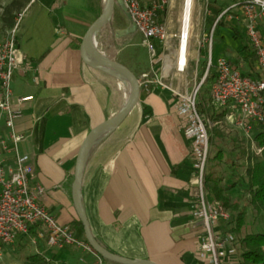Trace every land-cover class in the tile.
Segmentation results:
<instances>
[{
  "label": "crops",
  "instance_id": "crops-1",
  "mask_svg": "<svg viewBox=\"0 0 264 264\" xmlns=\"http://www.w3.org/2000/svg\"><path fill=\"white\" fill-rule=\"evenodd\" d=\"M104 1L8 0L0 7L7 8L2 25L5 31L0 40L14 25L17 12L25 11L18 33L19 66L13 76L11 93V102L21 108L22 115L16 119L14 129L7 126L6 113L0 111V147L2 141L8 143V148L2 151L6 176L17 155L28 156L34 168L30 185L44 189L39 202L84 241L72 198L77 155L89 131L120 112L131 93L123 77L114 70L94 67L81 50L83 36L102 13ZM141 1L144 6L154 3V0ZM233 1L196 0L194 15L200 28L194 40L192 33L184 72L176 69L174 35L178 32L175 26L181 19L182 5L174 0L157 12V21L168 28L171 36L165 47L155 40V57L150 55L138 31L124 33L130 21L119 7L97 35L98 47L105 54L127 65L139 78L149 74V83L142 85L135 109L119 126L104 131L94 140L82 180L84 206L92 232L116 254L151 259L159 264H209L200 250L206 230L197 215L193 143L186 135L184 120L178 115L176 92L189 93L191 83L198 78L199 66L206 65L207 58L201 59V54L207 43H200L213 28L214 37L218 31L222 38L230 39L221 48L218 60H229L248 76L259 75L242 10H232L215 26L219 14ZM258 28L264 34V20ZM193 44L196 49L191 48ZM224 107L228 113L214 124L222 133L231 132L233 146L229 148L218 141L214 147H222L226 152L220 166L223 184L238 181L230 189L232 196L231 192L247 181L248 159L242 152L260 154L262 148L253 140L254 149L243 147V141L249 142L253 137L237 126L236 121L241 118L239 109L232 104ZM12 131L22 137L16 146L10 138ZM257 131L255 128L252 135ZM211 200L209 196L210 204ZM226 222L218 220L214 224L218 238L225 239ZM47 236L43 226L35 225L29 234L8 245L23 251L34 248L35 253L24 258L26 264H69V261L120 264L103 260L95 251L83 247H50ZM231 246V242L225 243L223 264H240L237 250L229 254ZM12 253L23 256L17 250Z\"/></svg>",
  "mask_w": 264,
  "mask_h": 264
},
{
  "label": "built area",
  "instance_id": "built-area-1",
  "mask_svg": "<svg viewBox=\"0 0 264 264\" xmlns=\"http://www.w3.org/2000/svg\"><path fill=\"white\" fill-rule=\"evenodd\" d=\"M123 1L132 14L150 55L155 57L157 54L155 40L165 47L171 36L168 28L157 21L158 10L164 8L169 0H154V3L149 6H144L141 0ZM236 9H241L244 15L246 34L256 55L260 78L255 79L246 75L225 58H220L216 65L213 64L211 56L215 32L213 28L200 43L201 45L207 43L210 47L206 62L207 70L203 78L200 82H195L191 93L176 92L177 112L184 120L186 135L193 143L199 190L197 215L203 220L206 230V239L202 242L200 250L209 264H223L225 243L230 242L227 239L218 238L214 230V224L218 220L230 219V212L219 202L210 204L204 190V173L210 144L205 123L197 110V95L211 66H215L217 72L216 80L211 88L213 103L218 106L228 104L236 106L241 113V118L236 121L237 126L242 128L247 135H252L255 128L264 129V34L258 28L260 22L264 20V0H234L219 14L215 26L224 16ZM24 14L25 11L17 12L14 25L0 40V111L6 113V124L11 129H14L16 119L22 115L21 108L12 104L11 93L13 76L19 66L18 33ZM191 19L192 12L187 19L185 17L184 4L182 26L179 33L174 35L178 39L176 69L180 72H184L188 66L192 39ZM140 81L141 85L148 84L149 74H143ZM26 99L30 97L22 100ZM10 138L15 146L22 139L14 131ZM6 148H8V143L2 141L0 147V245L12 244L19 237L29 234L33 226L41 225L48 233L47 244L50 247L74 245L92 250L88 243L76 237L70 226L59 223L56 217L39 202V196L44 189L41 186H36L34 189L30 185V177L34 168L29 163L28 156L17 155L15 165L9 166V176H6L5 160L2 157V151ZM261 151L262 149H259V152ZM230 240H233L232 235H230ZM228 252L234 254L235 247L232 245Z\"/></svg>",
  "mask_w": 264,
  "mask_h": 264
},
{
  "label": "trees",
  "instance_id": "trees-1",
  "mask_svg": "<svg viewBox=\"0 0 264 264\" xmlns=\"http://www.w3.org/2000/svg\"><path fill=\"white\" fill-rule=\"evenodd\" d=\"M206 70V65L199 66V72L201 73L198 75V82L201 81ZM259 76L253 78H260ZM216 77L217 72L211 66L197 95V110L205 123L210 144L204 173V190L207 201H209L210 196L212 202L221 203L229 211L233 207L230 189L235 187L238 181L231 180L229 184H223L224 174L220 170V166L225 160L226 152L222 147H215V152L211 151V143H213L214 137L219 134V138H222L223 133L218 129V134H216V125L211 127L208 122L209 119L217 123L228 113V109L224 106L213 103L211 88ZM253 141L258 148H262V151L260 154L242 152V156L248 159V165L246 166L247 181L244 182V186L248 195L249 206L255 213L254 224L257 225L256 228L258 227L261 230H247L249 217L247 208L239 211L236 216L230 214V219L225 223L226 231L224 232V238L230 241L237 250L240 264H264V129H260L255 133ZM213 145L215 146V142ZM235 169L232 171H235ZM198 193L199 190H197V196ZM78 224L81 226L80 221ZM230 235L233 236V240H230ZM85 242L87 243L86 240Z\"/></svg>",
  "mask_w": 264,
  "mask_h": 264
},
{
  "label": "water",
  "instance_id": "water-1",
  "mask_svg": "<svg viewBox=\"0 0 264 264\" xmlns=\"http://www.w3.org/2000/svg\"><path fill=\"white\" fill-rule=\"evenodd\" d=\"M121 8L130 21V26L124 33H134L138 31L137 24L133 19L123 0H105L102 13L87 29L81 43V50L85 59L96 68H108L124 75L131 82L133 87L132 96L126 106L117 114L106 118L94 126L84 138L77 155L74 168V179L72 183V198L79 220L81 222L85 239L91 248L102 258L120 264H159L151 259H131L116 254L104 246L92 232L90 221L84 206L82 195V180L86 165V160L90 147L94 140L104 131L119 126L124 119L135 109L140 102L142 85L140 78L124 63L108 56L97 44V35L104 25L113 17L116 8Z\"/></svg>",
  "mask_w": 264,
  "mask_h": 264
},
{
  "label": "rangeland",
  "instance_id": "rangeland-1",
  "mask_svg": "<svg viewBox=\"0 0 264 264\" xmlns=\"http://www.w3.org/2000/svg\"><path fill=\"white\" fill-rule=\"evenodd\" d=\"M7 1L8 0H0V7L3 6L2 2H4V4H6ZM195 2H196V0H193L192 19H191V28H192V33H193V40L197 38L196 37V32L198 31V28H200L198 17L195 16L196 14L194 15ZM174 3L175 4L180 3L182 5V7L180 9V14H179V16L181 15V19H180V21H176V26H175L176 28H178V32L177 33H179V30H180V28L182 26V17H183L185 0H174ZM174 3H173V5H175ZM6 11H7V8H5L3 10L0 8V37L3 35V32L5 31V28H3L2 25L4 23L5 18L7 17ZM174 12H175V9L173 10V13ZM116 14H118V13H116ZM193 28H194V31H193ZM6 34H7V32H6ZM177 40L178 39H176V41L174 42V45L176 44V46H175L176 53H177V47H178V44L176 43ZM229 42H230L229 37H226L224 39V38H222V36L219 34L218 31L216 32L215 37H214V53H213V62H214V64L218 63V58H219V55L221 54V51H220L221 48L227 46L229 44ZM191 48L196 49L195 44H193L191 46ZM209 53H210V47H209V45H205V48L203 49L202 54H201V59H203V60L206 59L208 57ZM199 73H201V72H199ZM195 81L198 82L199 81L198 78H195V80L191 83L192 88H191L189 93H191L193 91V87H194ZM208 122H209L211 127H214L215 124H214L213 121H210L208 119ZM223 125L225 127V124H223ZM218 129L219 128L217 127L216 134H218ZM226 129H227V127H225V130ZM223 133L224 134H223L222 138H219V134L214 137L213 143H211V151L215 152V147H214L213 144H214V142L217 143L218 141H220L221 144H225L229 148L231 146H233V141L229 137L231 132L230 133H226V131H225ZM237 136H238V138H240V136L238 134H237ZM250 136L253 137V135H250ZM252 140L253 139H250V138H249V142L244 140L243 141L244 142L243 147L246 148L247 150L248 149L251 150L252 148L254 149L255 145L252 143ZM244 172L245 171H243V173ZM243 178L245 180L246 176L244 175ZM231 193H232L231 198H232V202H234V205L229 210L230 214L232 216H236L239 213V211L248 208L249 217H248V220H247L248 221L247 230L248 231L261 230L260 228L258 229V227L256 228L257 225L254 224L255 213L253 212V210H251V207L249 206L248 195L246 193L245 186L244 185H240L237 190H233ZM14 250L15 251L17 250L18 252H22L23 256H21L22 254L14 255V253H12ZM63 252H64V250H63ZM31 253L32 254L35 253L34 248H28V249H25L23 251V249H20L18 247L15 248V247L10 246L8 244H2V245H0V264H26L25 261H24V258L27 255H31ZM237 254H238V252H237ZM49 256H52V252L51 251L49 252ZM101 259L106 260V259H104L102 257H101ZM60 264H63V263H60ZM69 264H77V263L69 261Z\"/></svg>",
  "mask_w": 264,
  "mask_h": 264
},
{
  "label": "bare ground",
  "instance_id": "bare-ground-1",
  "mask_svg": "<svg viewBox=\"0 0 264 264\" xmlns=\"http://www.w3.org/2000/svg\"><path fill=\"white\" fill-rule=\"evenodd\" d=\"M192 3H193V0H185V17L186 19L189 17L190 13H191V10H192ZM105 69V68H104ZM117 74H119L121 77H123L130 85V89H131V93H130V97L128 99V102L132 96V92H133V87H132V84L131 82L128 80V78H126L124 75L118 73L117 71H115ZM127 102V103H128ZM126 106V105H125Z\"/></svg>",
  "mask_w": 264,
  "mask_h": 264
}]
</instances>
